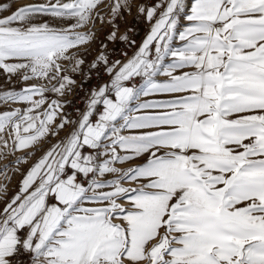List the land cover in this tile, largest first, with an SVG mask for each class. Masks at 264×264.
I'll list each match as a JSON object with an SVG mask.
<instances>
[{
	"label": "snow or ice",
	"instance_id": "1",
	"mask_svg": "<svg viewBox=\"0 0 264 264\" xmlns=\"http://www.w3.org/2000/svg\"><path fill=\"white\" fill-rule=\"evenodd\" d=\"M0 80V264H264V0H0Z\"/></svg>",
	"mask_w": 264,
	"mask_h": 264
},
{
	"label": "rangeland",
	"instance_id": "2",
	"mask_svg": "<svg viewBox=\"0 0 264 264\" xmlns=\"http://www.w3.org/2000/svg\"><path fill=\"white\" fill-rule=\"evenodd\" d=\"M28 2H30V0H16V3H17V4H23V3H28ZM128 20H129V23H130L131 25H133V23H135V22L138 23V25H137V27H136V37H135V38L139 41L140 38L143 37V35L145 34V32H146V30H147V25L144 24V23H143L142 21H140V20L133 21V19H132L131 16L128 17ZM95 83H96V82L93 81V82H92V85H88V84H86V85H85V88H87V87H89V86H94ZM0 84H3V81H2V80H0ZM17 87H20V85H17ZM80 95H83V93H80ZM76 100L78 101V102L76 101L77 104H80V103H81V101L79 100V97H77Z\"/></svg>",
	"mask_w": 264,
	"mask_h": 264
},
{
	"label": "built area",
	"instance_id": "3",
	"mask_svg": "<svg viewBox=\"0 0 264 264\" xmlns=\"http://www.w3.org/2000/svg\"><path fill=\"white\" fill-rule=\"evenodd\" d=\"M137 25H138L137 22L133 23V26L135 27V29H136ZM135 37H136V31H135ZM135 37H134V38H135ZM76 101H77V100H76ZM77 102H78V101H77Z\"/></svg>",
	"mask_w": 264,
	"mask_h": 264
}]
</instances>
